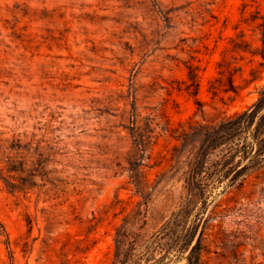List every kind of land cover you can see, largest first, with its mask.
<instances>
[{
	"label": "rangeland",
	"instance_id": "374dc122",
	"mask_svg": "<svg viewBox=\"0 0 264 264\" xmlns=\"http://www.w3.org/2000/svg\"><path fill=\"white\" fill-rule=\"evenodd\" d=\"M263 90L264 0H0V264H264Z\"/></svg>",
	"mask_w": 264,
	"mask_h": 264
},
{
	"label": "trees",
	"instance_id": "16d2710c",
	"mask_svg": "<svg viewBox=\"0 0 264 264\" xmlns=\"http://www.w3.org/2000/svg\"><path fill=\"white\" fill-rule=\"evenodd\" d=\"M260 109H264V90L261 92V97L259 98V100L256 101V103H254L251 107H249L247 110L243 111L242 113L236 114L235 121H233L232 123V127L228 129L229 132H231V135L235 134L240 129L239 123L242 121L248 122V124H250V127L252 126V123L254 122L256 117H259L258 119L259 121L264 122V116L258 115V111ZM216 132H218V130L215 131L214 135L216 134ZM253 132H254V135H253L251 142H247V143L245 142L240 148L233 146L231 150L233 151V154L232 156H230V159L233 158L234 155L240 153L242 158L249 159L251 165H254L255 163H257L260 156L264 154V147L261 146V144H259L261 142H258V141H261L259 140V138L263 130L261 129V127H257L253 130ZM216 141L217 142H215V145H220L221 143H223L221 142L222 140H220L219 138H217ZM206 143H204V146L206 145ZM255 143L256 145L258 143V151L256 152V154L252 155L253 146L255 145ZM175 216L176 215L174 214L172 215L171 219H169L163 226V229L166 228L169 224L173 223ZM182 218L184 221H183V225L181 226L180 235L183 238V243H184L183 250L187 252V256H186L187 264H201L202 233L199 234L195 243L192 245V242L194 240V237L197 231L195 233L193 232L194 224L191 225L190 227L186 226L187 215L182 216ZM197 226L199 227V223L197 224L196 222V224L194 225V231H195V227ZM169 261H170L169 262L170 264H174L175 262L173 258H170Z\"/></svg>",
	"mask_w": 264,
	"mask_h": 264
}]
</instances>
